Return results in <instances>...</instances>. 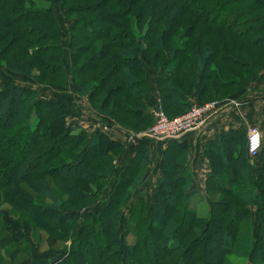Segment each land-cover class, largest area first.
<instances>
[{"label":"trees","instance_id":"trees-1","mask_svg":"<svg viewBox=\"0 0 264 264\" xmlns=\"http://www.w3.org/2000/svg\"><path fill=\"white\" fill-rule=\"evenodd\" d=\"M32 1L0 0V42L8 40L13 51L9 59L0 52L5 67L31 75L37 63L52 76L48 83L68 84L64 33L55 14L61 6L73 19L70 72L76 92L125 127L118 112L147 127L153 123L147 66L157 75L163 109H182L180 114L221 89L239 91L264 78L255 59L264 57V0H43L46 7ZM52 56L53 66L47 61ZM70 115L64 101L40 98L33 88L8 84L0 90L2 202L31 215L50 245L71 239L68 254L52 264H264V143L258 187L244 129L205 145L209 204L200 213L187 165L190 144L169 140L151 203L136 204L125 234L123 209L144 178L150 150L135 151L116 173L106 205L83 219L81 210L101 200L126 145L103 132L89 137L68 126ZM23 184L52 201L36 200ZM51 184L80 204H68ZM21 221L14 224L30 225Z\"/></svg>","mask_w":264,"mask_h":264},{"label":"rangeland","instance_id":"rangeland-1","mask_svg":"<svg viewBox=\"0 0 264 264\" xmlns=\"http://www.w3.org/2000/svg\"><path fill=\"white\" fill-rule=\"evenodd\" d=\"M32 2H33V4L40 6V7L48 6V3L46 1H43V0H33ZM55 14H56V16H57V18L61 24L62 32L64 33V38L62 40L63 48H64L63 62H64L65 70H66L67 75H68V80H69L68 84L65 86V85H59V84H54V83H48L49 80H52V76L48 74L49 72H45L44 70L40 69V67L38 66L37 63H35L36 67H35L34 73L31 75H27L24 73H17V72H12V71L8 70L5 67L4 62L0 59V67H1V71H2V78L0 80V90H2L8 84H18L21 86H26V87H30V88L35 89L36 91L39 92L40 98H42V97H56V98L60 99L62 97L67 96L71 99H74V92L72 91L71 88H69L70 83L72 81H74V76L70 72V68L72 67V57L66 56V55L71 54V50H70V46H69L70 45L69 30L73 24V19H68L65 16L64 8L61 6L55 7ZM239 28H240V26H238V29ZM241 28L244 29V26H241ZM2 31H3V29H0V33H2ZM7 42H8V40H1L0 52H3V54H4L3 58L9 59L13 55V51L10 52V49L7 47ZM52 52H54V51H52ZM88 55H90V54H87V56L81 57L79 59L78 65H79V63L84 62L85 59L88 57ZM255 59H257L256 61L258 62L257 63L258 66L262 70H264V64H263L264 63V57L261 55H258V57L256 56ZM27 60L31 61L32 58L28 57ZM47 61L51 64V66L55 65V63H57L56 62L57 61L56 56H52V58L47 59ZM224 77L230 78V77H232V75L225 74ZM40 80L44 81V83L40 82ZM256 81L263 82L264 78L260 79V80H256ZM114 83H115V81H113L111 85H113ZM251 83H253V82H251ZM236 90H237V86H235V87L232 86V87L221 89V91L219 92L217 97H213L211 99H204V102H205L204 104L216 102V101L231 102L234 100V96L238 92ZM85 96H89V95H85ZM192 96L196 97L195 95H192ZM115 97L117 98L118 95L115 94ZM89 100H90V104L92 105V107L96 111H99L97 109V107L92 104L90 96H89ZM133 101L134 100H132V102ZM153 102H154V104H153V107H151V111L155 107L160 106L169 118H175V117L182 114V113L180 114V112L183 111L182 109L180 110V109L174 108L170 112L165 111V109H163V107H162V101H161L160 94H159V99L157 101L153 99ZM116 118H118L125 125L130 126L127 128H129L131 130V132L136 136H139L140 134H142L143 132H145L149 128H151L154 121H155V119L153 117L152 125L147 127L146 125L140 124L137 121L136 117H134V115H132V117H130V116H127L126 113H123L122 111L118 112L116 114ZM261 131H262L263 137H264V132H263V130H261ZM134 137L135 136L132 135L129 138L131 142L135 141ZM247 138H248V136H247ZM129 144H130V142H129ZM122 157H123V155L120 156L119 158L114 159V163L116 164L115 174L113 176H107L106 177L107 185H106V189L104 191L105 193H103V194H105L104 195L105 200L108 197V194L111 192L112 186L114 185V182H115L114 176L116 175V173L119 170V164L121 162ZM72 180L73 181H71V182H74L76 180V178H73ZM48 181H49V179H48ZM148 184H150V183H148ZM51 185L53 188H55V192L57 194L63 195L59 191V189L57 187H55V185H53V184H51ZM82 185L84 187L87 186V188L92 187V185H87V184H82ZM23 186L26 187V189L28 191H30V193L33 195V197L36 200H39L41 202H43V201L44 202L45 201L51 202L52 201L48 196L40 195V193L35 192V190H30L27 184H23ZM147 187H148V185H147ZM63 196L67 201H69L68 204H70V205L75 206L77 204H80L79 202L70 198L68 195H63ZM2 200H3V191H2V189H0V264H52V263L56 262V260L58 258L64 257L68 254L69 249H67V248L65 249V247H68V248L70 247L71 239L67 238L66 241L56 240L54 245H50L48 242L49 236H48L47 231L44 228L38 226L35 223V221L33 219H31V215L27 214V212H25V211L18 210V208L14 207V205L11 202H2ZM194 201L198 204L199 209H201L200 213H203L204 209L209 204V197H205L204 195L199 193L196 196V198L194 199ZM105 205L106 204H104V200H103V203L97 207H93L90 205L83 207V209L81 210L82 218L86 219L87 217L91 216L93 213L101 210ZM135 206H136L135 202L129 203L126 206L127 209H125V211L127 213L125 215L123 214V219L121 222L120 230L125 234L127 233L126 221H127L128 217L130 216V215L128 216L127 214L132 213ZM91 207H93V208L91 209ZM17 218H19L20 221L27 219L30 222V225H28L27 227L25 225V228L22 225H19V226L15 225L14 223L17 221ZM50 223H51V225H53L52 222H50ZM10 225L14 228L15 231L20 233V235L16 234L17 235L16 236L15 233L12 232L11 229L9 228ZM54 227L61 228L57 224L54 225ZM128 239H129V241H132L131 236ZM261 253L262 252H260V254H259L260 256L262 255Z\"/></svg>","mask_w":264,"mask_h":264},{"label":"crops","instance_id":"crops-1","mask_svg":"<svg viewBox=\"0 0 264 264\" xmlns=\"http://www.w3.org/2000/svg\"><path fill=\"white\" fill-rule=\"evenodd\" d=\"M66 56H71V54ZM147 67L151 98L157 101L159 99L157 75L150 66ZM69 88L74 92V99L67 96L60 98L68 105L71 111V115L67 118V125L86 131L89 137H93L98 132H103L112 140L125 144L126 150L121 158L119 168L127 164V161L135 155L136 150H150V163L146 168L144 178L129 202L137 204L140 201H144L149 205L151 203L152 190L157 184L158 177L161 175L160 165L162 155L168 143L154 141L144 135H134L129 128L118 124L111 116L96 111L90 104L89 96L80 95L76 92L73 81L70 83ZM190 101L191 103H195L196 97L191 96ZM250 126H258L264 132V81H255L238 91L233 101L222 102V108L201 128L184 135L181 139L190 144L187 165L192 173V190H196L198 193L208 197L206 193V181L210 166L208 159L205 157V145L224 132L244 129L247 134ZM132 135L135 136L134 142H131L129 139ZM252 158L255 167V183L258 187L259 174L262 168L261 152ZM115 182L106 200L105 194H103L101 200L93 205V207L101 205L103 200L104 204L107 203L114 190ZM252 208L254 210V207ZM125 209L127 207L123 209L124 215L127 213ZM130 214L127 215L129 216Z\"/></svg>","mask_w":264,"mask_h":264},{"label":"built area","instance_id":"built-area-1","mask_svg":"<svg viewBox=\"0 0 264 264\" xmlns=\"http://www.w3.org/2000/svg\"><path fill=\"white\" fill-rule=\"evenodd\" d=\"M222 108V102L193 104L190 109L175 118H169L160 106L155 107L151 114L155 121L151 128L140 135L154 141L181 140L184 135L201 128L211 117ZM248 151L252 157L257 156L264 143V137L258 126H250L247 131Z\"/></svg>","mask_w":264,"mask_h":264}]
</instances>
